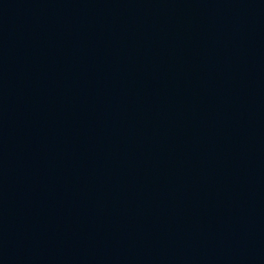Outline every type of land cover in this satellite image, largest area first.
Returning a JSON list of instances; mask_svg holds the SVG:
<instances>
[{"label": "water", "instance_id": "obj_1", "mask_svg": "<svg viewBox=\"0 0 264 264\" xmlns=\"http://www.w3.org/2000/svg\"><path fill=\"white\" fill-rule=\"evenodd\" d=\"M0 264H264V0H0Z\"/></svg>", "mask_w": 264, "mask_h": 264}]
</instances>
